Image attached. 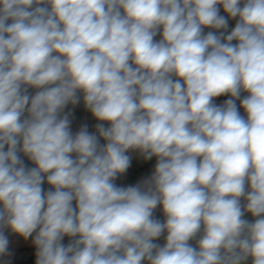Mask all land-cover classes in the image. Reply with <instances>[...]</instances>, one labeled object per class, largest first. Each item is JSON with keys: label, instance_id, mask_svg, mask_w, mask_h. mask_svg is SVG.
<instances>
[{"label": "clouds", "instance_id": "clouds-1", "mask_svg": "<svg viewBox=\"0 0 264 264\" xmlns=\"http://www.w3.org/2000/svg\"><path fill=\"white\" fill-rule=\"evenodd\" d=\"M9 231L35 264H264V0H0V264Z\"/></svg>", "mask_w": 264, "mask_h": 264}, {"label": "crops", "instance_id": "crops-1", "mask_svg": "<svg viewBox=\"0 0 264 264\" xmlns=\"http://www.w3.org/2000/svg\"><path fill=\"white\" fill-rule=\"evenodd\" d=\"M234 25V21L231 22ZM158 38V37H157ZM221 98H217V103H220ZM242 111V110H241ZM86 123L89 126L90 131H94V125L96 124L94 118L91 116L89 112H87L84 108L78 109L74 111V119H73V130H78L81 124ZM132 156V165L129 168L128 172L119 178L116 183L122 186L134 185L140 180L148 177L154 169L145 171L142 170L152 160L145 161L142 157L138 155V153H130ZM26 159V158H25ZM29 165L31 162L27 161ZM158 218L163 219L162 212L158 209L156 212ZM251 219V217H248ZM10 240V250L12 252L11 256H6L4 260H11L12 264H35V248L31 243V240H24V238L17 236L16 234L11 233L10 231L7 233ZM68 242V238L66 237L64 240ZM158 243L163 244L164 240L161 238Z\"/></svg>", "mask_w": 264, "mask_h": 264}, {"label": "built area", "instance_id": "built-area-1", "mask_svg": "<svg viewBox=\"0 0 264 264\" xmlns=\"http://www.w3.org/2000/svg\"><path fill=\"white\" fill-rule=\"evenodd\" d=\"M221 98V101L227 99V97H220ZM70 108L72 106H69ZM81 108H84L83 107V102L81 101V103L75 107L74 111L78 110V109H81ZM97 123V121H95ZM154 166H155V160L151 161L150 164H148L146 167H144L142 170H145V171H148V170H151V169H154ZM47 184H45V188H47ZM68 242L66 241L65 244H67Z\"/></svg>", "mask_w": 264, "mask_h": 264}]
</instances>
